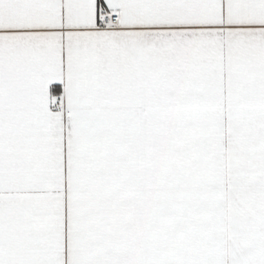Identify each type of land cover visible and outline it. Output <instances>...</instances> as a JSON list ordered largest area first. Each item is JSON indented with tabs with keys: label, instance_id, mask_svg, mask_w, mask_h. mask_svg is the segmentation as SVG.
<instances>
[{
	"label": "snow or ice",
	"instance_id": "6c2138e0",
	"mask_svg": "<svg viewBox=\"0 0 264 264\" xmlns=\"http://www.w3.org/2000/svg\"><path fill=\"white\" fill-rule=\"evenodd\" d=\"M0 264H264V0H0Z\"/></svg>",
	"mask_w": 264,
	"mask_h": 264
}]
</instances>
